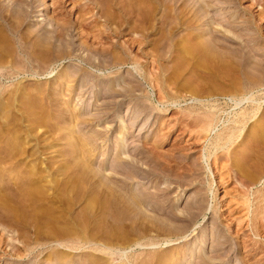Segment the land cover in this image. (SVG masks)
<instances>
[{
  "label": "rangeland",
  "instance_id": "1",
  "mask_svg": "<svg viewBox=\"0 0 264 264\" xmlns=\"http://www.w3.org/2000/svg\"><path fill=\"white\" fill-rule=\"evenodd\" d=\"M180 1L0 0V264H264V13Z\"/></svg>",
  "mask_w": 264,
  "mask_h": 264
},
{
  "label": "bare ground",
  "instance_id": "2",
  "mask_svg": "<svg viewBox=\"0 0 264 264\" xmlns=\"http://www.w3.org/2000/svg\"><path fill=\"white\" fill-rule=\"evenodd\" d=\"M73 1V0H72ZM82 1V6H83V9L85 10L83 13L84 14H82L81 12H79L78 13V15H77V17L76 18H79L80 19V17L81 16H83V15H85V14H89L90 16H89V18L87 19V20H85L84 18V20H82V24L84 25L85 23H86V21L87 22H93V21H95V14H94V8L93 7H91L90 5L92 4V3H90L89 2V0H81ZM178 1L179 0H162V2H163V6H164V8H165V12H166V14L168 13L167 12V9L168 10H170L171 8H177V9H175L176 11L178 10V7H176L177 5H179V4H177L178 3ZM185 1L186 0H181L180 2L181 3H183V4H185ZM234 2L235 3V1L236 0H223V1H221V0H193V1H189L186 5L188 6V7H190V11L188 10L187 12H183V11H181V10H179V12H177V13H175V15H174V21L173 22H171L170 23V26H169V31L170 32H173L175 29H176V27L177 26H181V27H183V25H184V27L186 28H195V23L197 22V21H199L201 18L203 19L204 17H206V20H204V24L205 25H209V23H210V21H212L213 19H214V17H211V16H209L207 13H208V11H209V9L212 7V3H214L215 2V4L217 3H223V4H230V2ZM253 2H255V3H260L261 4V10L259 11V13H256V11H253L252 12V17H254L255 16V18H259L260 19V16H261V14L262 13H264V0H253ZM74 3V2H73ZM140 3V2H139ZM180 3V4H181ZM252 4V3H251ZM50 6H51V8L53 9V7L56 5V0H53V2H51L50 4H49ZM97 6H98V4H97ZM180 6V5H179ZM76 7H77V4H76ZM186 7V6H185ZM46 9L48 8V6H46L45 7ZM56 8V7H55ZM55 8H54V10H55ZM98 8H100V7H98ZM187 8V7H186ZM1 9V8H0ZM26 10V9H25ZM81 10V9H80ZM93 10V11H92ZM104 11V10H103ZM164 11V10H163ZM171 11V10H170ZM1 12H2V10H1ZM0 12V13H1ZM21 12H23V13H21V16H22V14H24L23 16H27L28 15V13L26 12V11H21ZM164 12V13H165ZM4 13V12H3ZM13 13H14V11H13ZM189 13V14H188ZM165 14V15H166ZM173 14V13H172ZM254 14H256V15H254ZM13 15V14H12ZM98 15V14H97ZM164 15V16H165ZM168 15V14H167ZM170 15V14H169ZM22 16V17H23ZM163 16V17H164ZM172 16V15H171ZM170 16V17H171ZM202 16H204V17H202ZM167 17V16H166ZM165 17V18H166ZM23 18H25V17H23ZM175 18H177V19H175ZM167 19V18H166ZM252 19V18H251ZM256 19V20H257ZM128 21V20H127ZM163 21H164V19H163ZM220 21V20H219ZM237 21V20H236ZM251 21V20H250ZM83 22H85V23H83ZM230 22V21H229ZM240 23V22H239ZM86 24H88V23H86ZM96 24V23H95ZM127 24V23H126ZM132 25H133V23H131ZM136 24V23H135ZM177 24H179V25H177ZM229 24V23H228ZM83 25H81V26H83ZM128 25V24H127ZM131 25V26H132ZM139 25V24H138ZM227 25V24H226ZM238 25V24H237ZM261 26L263 25V24H260ZM245 26V25H244ZM184 28V29H185ZM197 28V27H196ZM243 28V27H242ZM82 29H83V27H82ZM81 29V30H82ZM92 29V28H91ZM200 30V29H199ZM203 30V29H202ZM228 30V29H227ZM207 31H208V29H207ZM209 32V31H208ZM212 32V31H211ZM239 32V31H238ZM237 32V33H238ZM169 33V32H168ZM187 33V32H186ZM258 32L256 31L255 33H251V32H249V31H247V30H244L243 29V31H241L240 32V34H239V45L241 46V48H246V49H248L250 52H248V53H250V55H251V53L252 52H254V48H255V44H256V42H255V40L258 38V34H257ZM193 34V33H192ZM201 34V33H200ZM200 34H196V33H194L193 35H195L196 37H197V35H200ZM211 35V34H210ZM209 35V36H210ZM96 36V35H95ZM143 36V35H142ZM213 36V35H212ZM215 36V35H214ZM226 37V36H225ZM227 38V37H226ZM225 38V39H226ZM236 38V37H235ZM142 39V38H141ZM211 39H212V37H211ZM214 37H213V41H214ZM217 39V38H216ZM196 40V39H195ZM224 40V39H223ZM166 41V40H165ZM182 42V41H181ZM207 42V41H206ZM234 42V41H233ZM220 43V42H219ZM224 43V42H223ZM237 43V42H236ZM191 44V46H192V43H190ZM262 46V45H261ZM216 47H218V46H216ZM214 49H215V47H214ZM221 49V48H220ZM217 50V49H216ZM243 50H245V49H243ZM226 51V50H225ZM209 53V52H208ZM224 53V52H223ZM238 53V52H237ZM245 53V52H244ZM256 53V52H255ZM202 55V54H201ZM195 56V55H194ZM205 56V55H204ZM115 57V56H114ZM206 57V56H205ZM214 57V56H213ZM153 58V57H152ZM250 59V57L248 58V60ZM252 59H253V57H252ZM199 60V59H198ZM255 60V59H254ZM257 60V59H256ZM259 61H255L256 62V64L258 65L257 67H256V69L258 68V67H261V68H264V58H260V59H258ZM204 61V60H203ZM249 62H251L252 63V60H249ZM255 62H253V63H255ZM250 64V63H249ZM255 64V65H256ZM250 66V65H249ZM254 68V67H253ZM259 70V69H258ZM153 77V76H152ZM254 78V77H253ZM214 113V112H213ZM193 116V115H192ZM205 117V118H204ZM203 118L204 119H202V125L204 124L205 126H203V127H205V130L207 129V128H209V126L210 125H212V121H213V115L212 114H209V113H207V114H205V116H204ZM261 117H262V115H261ZM196 119V118H195ZM201 119V118H200ZM200 124V123H199ZM203 129V128H202ZM204 130V131H205ZM155 138V137H154ZM231 138V137H230ZM157 144V143H156ZM154 146V145H153ZM153 146H151V147H153ZM146 147V146H145ZM149 148V147H148ZM150 150V149H149ZM151 150H153V149H151ZM152 156V155H151ZM159 158V157H158ZM123 163V162H122ZM136 163V162H135ZM130 167V166H129ZM112 168L114 169V170H116V169H118V171H119V169H123V172H125L126 174H127V176H125V177H128V179L130 180V179H132V177L131 176H134L133 174V172L132 171H128V170H126V169H124L123 168V166L122 165H119V164H113V166H112ZM149 170V169H148ZM117 171V172H118ZM121 171V170H120ZM133 174H132V173ZM124 173V174H125ZM125 174V175H126ZM224 174V173H223ZM135 175H136V173H135ZM123 177V176H122ZM139 177V176H138ZM222 177V176H221ZM134 178V177H133ZM136 178V177H135ZM127 178L125 179V181L126 180H128ZM137 179V178H136ZM86 180V179H85ZM139 182V181H138ZM129 184V183H128ZM95 186V185H94ZM119 186H121V184L119 185ZM28 188H29V186H27ZM31 187V186H30ZM92 187H93V184H92ZM92 187L90 188L91 189V191L93 190V191H95L94 189H92ZM96 187V186H95ZM97 187H101L99 190H101V193H107V194H109V192L110 191H112V193H114L113 192V189L111 190L110 188L111 187H108L106 184L103 186L102 184H98V186ZM94 188V187H93ZM119 189V188H118ZM121 189V188H120ZM125 190V189H124ZM96 191H98V190H96ZM120 191V190H119ZM125 191H127V190H125ZM141 191H143V190H141ZM28 192V191H27ZM122 192V191H121ZM241 192V196L244 198V205H245V207L246 208H249V199L247 198L248 197V195H247V193L246 192H244V191H240ZM110 194H111V192H110ZM127 194H129L130 195V197L133 199V201L134 200H136V201H140L141 202V200H143V199H141V196L143 195V192L141 193V192H137V191H134L133 189L132 190H128V192H127ZM144 194L146 195V193L144 192ZM151 194V193H150ZM116 195V194H115ZM128 195V196H129ZM144 195V196H145ZM149 195V194H148ZM143 196V197H144ZM131 198L129 199V200H131ZM111 199V198H110ZM123 199V198H122ZM112 200V199H111ZM128 200V201H129ZM132 201V200H131ZM146 201V200H145ZM126 202V201H125ZM142 204V203H141ZM262 215V214H261ZM237 220V219H236ZM242 220V219H241ZM264 226V225H263ZM247 245V244H246ZM257 261V260H256ZM201 262H203L202 264H204L205 262H206V260L205 259H202L201 260ZM209 262V261H208ZM93 264V263H92Z\"/></svg>",
  "mask_w": 264,
  "mask_h": 264
}]
</instances>
